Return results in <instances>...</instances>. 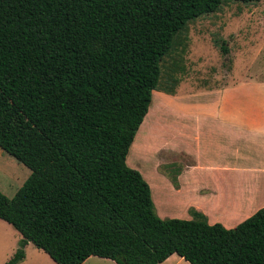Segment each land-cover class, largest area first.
Returning <instances> with one entry per match:
<instances>
[{"label": "trees", "instance_id": "obj_1", "mask_svg": "<svg viewBox=\"0 0 264 264\" xmlns=\"http://www.w3.org/2000/svg\"><path fill=\"white\" fill-rule=\"evenodd\" d=\"M227 1L0 0V148L31 169L13 197L0 190V218L22 235L6 264L29 242L58 264H264V207L233 228L195 208L162 218L127 163L153 92L176 94L164 57Z\"/></svg>", "mask_w": 264, "mask_h": 264}, {"label": "crops", "instance_id": "obj_2", "mask_svg": "<svg viewBox=\"0 0 264 264\" xmlns=\"http://www.w3.org/2000/svg\"><path fill=\"white\" fill-rule=\"evenodd\" d=\"M166 97L168 101L172 96ZM155 106L156 99L138 130L128 162L138 137L139 155L145 151L146 160ZM173 124L184 142L171 154H180L178 169L162 170L157 161L152 174L145 172L160 217L191 219L190 209L195 208L210 224L233 228L264 207V80L194 92L191 123ZM166 141L160 146L168 147Z\"/></svg>", "mask_w": 264, "mask_h": 264}, {"label": "rangeland", "instance_id": "obj_3", "mask_svg": "<svg viewBox=\"0 0 264 264\" xmlns=\"http://www.w3.org/2000/svg\"><path fill=\"white\" fill-rule=\"evenodd\" d=\"M217 41L225 42L227 53L222 51ZM161 68L163 87L168 86L169 79L177 78L176 94L159 90L153 92L156 106L150 118L151 140L147 143L146 160L145 151L139 155V140L132 149V161L128 162L127 157L129 166L138 169L146 180L145 172L152 174L156 170L154 162H161L162 170L175 172L178 169L180 154L178 151L171 154L184 145V142L177 136L178 126L173 129V123H191L192 93L264 80V0L255 3L229 0L220 10L192 20L177 36L173 49L161 62ZM166 95L172 97L167 101ZM167 105L169 107L165 111ZM165 140L168 147L165 144L160 146L161 141ZM137 155L138 159H135ZM30 174L31 169L0 148V190L4 194L13 197ZM21 239V233L0 218V264H6L14 255ZM25 252L26 257L18 264H58L32 242L27 244ZM83 264L116 262L94 256ZM161 264L190 262L176 254L171 260Z\"/></svg>", "mask_w": 264, "mask_h": 264}, {"label": "bare ground", "instance_id": "obj_4", "mask_svg": "<svg viewBox=\"0 0 264 264\" xmlns=\"http://www.w3.org/2000/svg\"><path fill=\"white\" fill-rule=\"evenodd\" d=\"M183 259V258H182Z\"/></svg>", "mask_w": 264, "mask_h": 264}]
</instances>
